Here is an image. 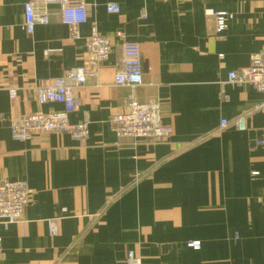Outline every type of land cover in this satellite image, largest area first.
Segmentation results:
<instances>
[{
	"label": "crops",
	"instance_id": "0c3cea01",
	"mask_svg": "<svg viewBox=\"0 0 264 264\" xmlns=\"http://www.w3.org/2000/svg\"><path fill=\"white\" fill-rule=\"evenodd\" d=\"M30 1L0 0V181L31 190L20 220L0 224V264H127L129 252L143 264H264V110H255L264 93L227 83L264 48V0H85L76 41L59 19L28 35ZM111 3L119 13L107 11ZM208 10L233 15L223 35ZM93 27L113 47L98 76L76 90L69 116L89 121L88 140H14L13 117L63 110L40 105L36 88L89 57ZM125 41L141 47L135 92L114 83ZM132 95L161 104L168 140L118 138L110 120ZM241 116L245 132L233 126ZM224 119L230 125L220 129Z\"/></svg>",
	"mask_w": 264,
	"mask_h": 264
},
{
	"label": "built area",
	"instance_id": "2783aa9c",
	"mask_svg": "<svg viewBox=\"0 0 264 264\" xmlns=\"http://www.w3.org/2000/svg\"><path fill=\"white\" fill-rule=\"evenodd\" d=\"M59 6L58 11L51 10L52 5ZM110 13H119L120 7L111 3L107 5ZM206 15L215 20L216 33L221 36L227 30L233 15L228 12L206 11ZM146 17L145 15L143 16ZM59 19L68 26L72 40L80 39V27L87 23L88 12L85 0H34L25 4L24 29L28 35L35 32L37 26H46L51 21ZM112 37L100 34L93 27L91 36L87 39L86 49L89 57L80 66L68 69L63 76L47 82L36 88L37 100L40 105L58 103L63 105L62 111L35 113L16 116L11 119V134L18 142L30 141L35 135L46 133L68 134L75 140L85 142L89 138V121L72 124L69 116L79 107L76 90L85 85L88 79L96 78L100 66L109 62L112 53ZM53 50H47L49 55ZM116 86L129 87L133 92L143 84L141 62V47L139 43L125 41L121 47V62L116 72ZM228 84L252 85L258 92L264 93V48L260 53L250 57L248 67L230 72ZM10 99H17V90L9 89ZM127 110L113 116L110 120L113 131L118 138L131 142L148 141L164 142L173 134V127L164 123V110L157 102L139 103L132 95L126 103ZM264 110V103L255 108ZM230 125L228 120H222L220 129ZM233 126L241 131L247 130L246 116H241L233 122ZM264 146V140L257 143ZM257 175V173H254ZM31 190L25 181H0V224H16L29 205ZM50 231L57 233L56 220L49 222ZM1 242V240H0ZM190 247L199 250L200 242H192ZM1 251V248H0ZM127 264H143L142 258L134 252H129Z\"/></svg>",
	"mask_w": 264,
	"mask_h": 264
},
{
	"label": "bare ground",
	"instance_id": "6f19581e",
	"mask_svg": "<svg viewBox=\"0 0 264 264\" xmlns=\"http://www.w3.org/2000/svg\"><path fill=\"white\" fill-rule=\"evenodd\" d=\"M101 34V33H100ZM106 36H109V35H106ZM114 83H115V81H114Z\"/></svg>",
	"mask_w": 264,
	"mask_h": 264
}]
</instances>
